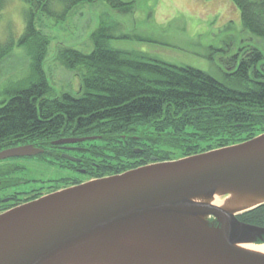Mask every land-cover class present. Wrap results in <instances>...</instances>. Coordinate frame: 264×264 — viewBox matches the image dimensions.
<instances>
[{
    "label": "trees",
    "instance_id": "trees-1",
    "mask_svg": "<svg viewBox=\"0 0 264 264\" xmlns=\"http://www.w3.org/2000/svg\"><path fill=\"white\" fill-rule=\"evenodd\" d=\"M23 1L29 6L24 32L17 44L12 38L0 42V63L16 45L25 47L32 59L31 74L0 102V150L32 143L50 151L36 158L10 161L57 163L90 180L148 165L153 156L157 162L178 160L168 154L170 150L179 151L186 158L264 134L261 50L251 47L242 58L234 57L231 65H227L232 71L223 72L220 79L146 53L114 48L111 45L114 37L99 32L92 35L94 49L90 53L66 48L59 55L66 67L82 70L78 92L52 93L54 89L43 67L49 38L37 29L36 21L45 17L65 22L78 7L99 1L126 11L134 3ZM230 1L240 10L244 29L264 38V0ZM7 2L0 0V19ZM60 137L100 139L87 142L93 143L92 155L74 163L63 159L61 151L52 146ZM136 148L143 153L135 154ZM74 152L78 153L70 154ZM95 159H100L97 167ZM82 167L85 174L78 173ZM66 183L74 186L83 181ZM240 219L264 227V205Z\"/></svg>",
    "mask_w": 264,
    "mask_h": 264
},
{
    "label": "water",
    "instance_id": "water-1",
    "mask_svg": "<svg viewBox=\"0 0 264 264\" xmlns=\"http://www.w3.org/2000/svg\"><path fill=\"white\" fill-rule=\"evenodd\" d=\"M88 140L95 137L53 145ZM44 152L12 147L0 161ZM216 194L236 197L235 207L207 202ZM262 199L264 134L91 180L0 214V264H264V254L240 247L264 244V227L240 219Z\"/></svg>",
    "mask_w": 264,
    "mask_h": 264
},
{
    "label": "rangeland",
    "instance_id": "rangeland-1",
    "mask_svg": "<svg viewBox=\"0 0 264 264\" xmlns=\"http://www.w3.org/2000/svg\"><path fill=\"white\" fill-rule=\"evenodd\" d=\"M122 1L134 3L133 10L113 9L106 1H99L78 7L65 22L45 17L36 21L37 29L49 38L43 67L54 89L52 93L78 92L82 70L66 67L59 55L66 48L90 53L94 49L92 35L99 32H107L115 38L111 40L114 48L149 53L164 62L196 68L220 79L223 72L232 71L227 65H231L233 58H242L247 49L255 47L264 52V38L244 29L240 10L230 0ZM28 8L23 0H8L1 12L0 42L12 38L17 44L25 29ZM31 67L28 50L16 45L0 63V102L29 77ZM83 138L90 137H66L63 140ZM99 139L95 137V140L78 144L74 150L78 153L69 152V155L80 160L81 157H90L93 143L87 142ZM66 144L61 145H71ZM25 145L37 147L32 143ZM168 154L174 159H182L179 151L170 150ZM151 158L148 164L157 162V157ZM16 159L20 158L10 160ZM10 160L0 162V203L12 196H20L21 202L46 196L72 187L66 182L75 179L83 182L93 180L83 175L81 178V175L57 163ZM95 160L94 166L97 167L100 159ZM84 169L78 168V173L82 174Z\"/></svg>",
    "mask_w": 264,
    "mask_h": 264
},
{
    "label": "flooded vegetation",
    "instance_id": "flooded-vegetation-1",
    "mask_svg": "<svg viewBox=\"0 0 264 264\" xmlns=\"http://www.w3.org/2000/svg\"><path fill=\"white\" fill-rule=\"evenodd\" d=\"M63 139H65V138L60 137L58 140H63ZM54 141H56V140H54ZM64 144H66V143H64ZM66 145H52V146L54 148H56V150L61 151L62 156L67 155V154H69V152H72L78 148L77 144H71L69 146H66ZM48 151H50V149H48ZM1 184L2 183H0V186H1ZM31 200H34V199L32 198ZM31 200H29V201H31ZM21 201L22 200L20 199V196H18V197L12 196L10 198H6V199L2 200L0 203V214L4 213L6 211H9V210L27 202V201L26 202H21Z\"/></svg>",
    "mask_w": 264,
    "mask_h": 264
},
{
    "label": "bare ground",
    "instance_id": "bare-ground-1",
    "mask_svg": "<svg viewBox=\"0 0 264 264\" xmlns=\"http://www.w3.org/2000/svg\"><path fill=\"white\" fill-rule=\"evenodd\" d=\"M234 200H236V197H234L233 195H231V197L229 196L226 199H222L220 194H216L213 198L209 199L207 202L218 205L224 209L231 210L232 208L235 207ZM262 201H264V199H262ZM242 206H243L242 208L246 207L247 203L243 204ZM240 247L250 250V251L264 254V244L263 245H251L250 244V245H242Z\"/></svg>",
    "mask_w": 264,
    "mask_h": 264
}]
</instances>
